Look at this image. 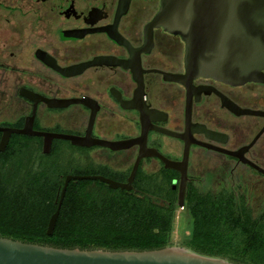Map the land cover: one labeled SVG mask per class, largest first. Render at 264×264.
<instances>
[{
    "label": "flooded vegetation",
    "instance_id": "obj_1",
    "mask_svg": "<svg viewBox=\"0 0 264 264\" xmlns=\"http://www.w3.org/2000/svg\"><path fill=\"white\" fill-rule=\"evenodd\" d=\"M161 4V0H0V113L15 117L14 124L0 127L23 129L36 109L35 131L85 136L91 109L76 104L56 109L44 102L85 98L96 111L95 139L125 142L144 133L143 145L151 154L141 160L128 192L153 196L168 210L181 209L182 174L163 158L180 164L188 148L184 211L190 190L231 194L246 199L253 211H264V70L263 80L244 84L196 77L186 86L170 80L187 74L186 44L164 27L149 28ZM150 34L152 43L146 44ZM45 58L62 69L98 58L109 64L64 76ZM22 92L33 93L36 99ZM66 125L71 130H64ZM14 135L18 134L11 136L7 149L18 147L23 162L42 163L58 153L59 161L71 169L69 153L78 150L87 153L86 159L80 154L81 160L96 161L97 170L77 175L120 183L128 182L141 151L138 144L112 150L67 141L71 146L66 148L63 140H54L51 153L45 154L44 138Z\"/></svg>",
    "mask_w": 264,
    "mask_h": 264
},
{
    "label": "trees",
    "instance_id": "obj_2",
    "mask_svg": "<svg viewBox=\"0 0 264 264\" xmlns=\"http://www.w3.org/2000/svg\"><path fill=\"white\" fill-rule=\"evenodd\" d=\"M20 157L15 146L0 154L3 237L82 250L144 251L171 246L174 209L157 205L153 196L87 180L70 182L55 232L49 236L48 225L66 176L91 172L67 169L59 160L34 164ZM186 208L191 219L187 248L234 263L264 264V211H253L246 199L231 194L192 190Z\"/></svg>",
    "mask_w": 264,
    "mask_h": 264
},
{
    "label": "water",
    "instance_id": "obj_3",
    "mask_svg": "<svg viewBox=\"0 0 264 264\" xmlns=\"http://www.w3.org/2000/svg\"><path fill=\"white\" fill-rule=\"evenodd\" d=\"M161 9L149 28L164 27L167 31L179 35L186 44L185 76H174L170 80L189 86L196 77L214 78L231 84H244L263 80L264 70V0H161ZM80 38L81 35H71ZM152 34L147 35L146 44H151ZM44 60V59H43ZM47 64L64 76L78 75L91 66L109 64V61L95 59L78 66L62 69L48 58ZM23 96L35 100L36 95L22 92ZM44 102L50 108L62 109L71 105H83L91 109V116L85 136L61 133H47L34 130L36 109L26 119L23 129L0 127V154L4 153L13 134L44 138V153L50 154L54 140L68 141L77 147L90 148L103 146L112 150L141 145V151L127 183H120L103 176L68 175L66 177L57 211L48 225V235L55 232L64 198L71 181H101L111 189L130 191L141 160L151 153L143 145L141 138L125 142H110L95 139L93 127L96 111L89 100L51 99ZM125 108L129 106L123 105ZM203 145V144H202ZM205 147H210L203 145ZM223 152V150L218 149ZM157 156H160L156 154ZM188 148L184 162L173 164L163 158L169 168L182 174L179 206H184L187 184ZM161 157V156H160ZM261 170V169H260ZM264 172L263 170H261ZM0 264H239L219 257H210L197 253L187 247L167 246L161 249L144 251H108L65 249L47 245L22 242L3 237L0 234Z\"/></svg>",
    "mask_w": 264,
    "mask_h": 264
},
{
    "label": "rangeland",
    "instance_id": "obj_4",
    "mask_svg": "<svg viewBox=\"0 0 264 264\" xmlns=\"http://www.w3.org/2000/svg\"><path fill=\"white\" fill-rule=\"evenodd\" d=\"M14 113V112H13ZM15 123V117L13 115L5 114L3 112L0 113V126L4 124H14ZM67 129V131L71 130V128H68L67 125L65 126L64 130ZM71 132H74L71 131ZM63 143V146L68 148L70 147V143L67 141H61ZM85 154V159L87 158V153L82 152L81 153L77 150L74 152V154H70L72 162L68 163L71 166V169H76V170H85L87 172H93V170H97V166L95 164L96 161L90 162V160H85V159H80V157ZM81 154V156H80ZM61 158L59 156L57 157H52L49 160H45L47 162L55 161V160H60ZM94 168H93V167ZM257 199V200H256ZM255 205L254 207L258 206V203H260L261 197H256ZM175 221H174V227L173 231L171 234V246L175 247H186V241L188 240L190 233H191V219L188 216L187 212L181 209H177L175 211Z\"/></svg>",
    "mask_w": 264,
    "mask_h": 264
},
{
    "label": "built area",
    "instance_id": "obj_5",
    "mask_svg": "<svg viewBox=\"0 0 264 264\" xmlns=\"http://www.w3.org/2000/svg\"><path fill=\"white\" fill-rule=\"evenodd\" d=\"M181 210H183V207L181 208Z\"/></svg>",
    "mask_w": 264,
    "mask_h": 264
}]
</instances>
